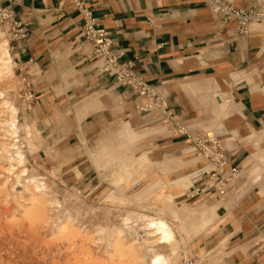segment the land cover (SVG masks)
Instances as JSON below:
<instances>
[{
    "label": "crops",
    "instance_id": "0c3cea01",
    "mask_svg": "<svg viewBox=\"0 0 264 264\" xmlns=\"http://www.w3.org/2000/svg\"><path fill=\"white\" fill-rule=\"evenodd\" d=\"M223 1L264 10V0ZM84 3L110 32L120 61L159 91L172 116L102 71L74 0H0L25 32L12 40L10 53L36 94L21 105L20 118L39 150L60 158L61 177L82 186L95 172L85 143L125 135L127 170L134 143L140 164L159 173L141 183L153 190L161 184L158 200L169 193L188 217L187 252L195 262L264 264V28L253 24L241 33L207 0ZM209 131L239 170L225 198L205 189L211 166L186 134Z\"/></svg>",
    "mask_w": 264,
    "mask_h": 264
},
{
    "label": "rangeland",
    "instance_id": "374dc122",
    "mask_svg": "<svg viewBox=\"0 0 264 264\" xmlns=\"http://www.w3.org/2000/svg\"><path fill=\"white\" fill-rule=\"evenodd\" d=\"M0 29V43L8 40L11 52L12 30L1 22ZM20 87L14 65L0 75V264H119L122 250L118 246L124 243L127 264H150L153 252L170 258L171 264L203 262H195L187 252L193 231L180 208L172 200L163 201L170 194L160 202L161 191L156 190L161 184L153 190L150 183H141L147 177L148 181L155 175L159 177V173L157 166L140 164L142 152L134 143L131 168L127 170L125 135L115 133L100 141L89 139L85 152L95 172L88 174L89 180L82 186L69 184L61 177L64 172L60 158L39 150L36 135L23 126ZM10 106L18 109L20 127L16 138L8 134ZM15 140L24 160L11 165L9 154ZM130 215L165 217L178 240L176 254L172 255L168 246L156 244L154 250L145 246L141 229L124 231L121 240L116 237L110 243L113 231L126 229ZM131 243L137 246L135 258L128 250Z\"/></svg>",
    "mask_w": 264,
    "mask_h": 264
},
{
    "label": "built area",
    "instance_id": "2783aa9c",
    "mask_svg": "<svg viewBox=\"0 0 264 264\" xmlns=\"http://www.w3.org/2000/svg\"><path fill=\"white\" fill-rule=\"evenodd\" d=\"M83 15L82 33L84 38L92 46V59L101 63L102 71L110 74L115 80L126 87L131 88L136 94L149 98V107L157 106L162 109L166 116H172L167 100L161 96L159 91L136 75L129 64L120 61V55L114 49L110 32L97 26L92 11L85 7L84 0H74ZM214 13L221 16L223 21L236 20L241 33L251 32L253 24L264 28V10L253 5L249 10H240L227 4L223 0H207ZM0 22L3 26H9L13 36L11 40L25 35L21 30L13 13L0 6ZM20 96L24 102L32 103L36 100V94L27 74L20 75ZM174 121H176L173 118ZM197 154L207 160L211 168L206 172V190H213L216 194L225 198L228 191L238 175V167L230 165L227 160L223 143L218 136L212 132L199 135L188 134Z\"/></svg>",
    "mask_w": 264,
    "mask_h": 264
},
{
    "label": "bare ground",
    "instance_id": "6f19581e",
    "mask_svg": "<svg viewBox=\"0 0 264 264\" xmlns=\"http://www.w3.org/2000/svg\"><path fill=\"white\" fill-rule=\"evenodd\" d=\"M0 36H3V32L1 31V29H0ZM0 62H1V64H0V75H3L4 73H6L7 70L11 69L13 66L12 55L10 53V45H9L8 40H4L2 43H0ZM7 109H8V107H7ZM17 113H18L17 107L10 106V114H11L10 115V121L7 123H8V127H9L8 134L12 138H16L18 136L17 134H18V130L20 127V125L18 123ZM25 127L28 128V126H25ZM17 142H18V140L14 141V143L12 145V148H14V150L11 151V153L9 154V159L11 161V163H10L11 165L13 162L20 163L24 160V154L21 150V147H19L17 145ZM6 157H8V156H6ZM163 201H170V197L165 198V200H163ZM125 224L127 225L126 229L118 228L115 231H113V233L111 235L110 243H112L113 241H116L115 240L116 237H118L117 240H121L120 238H121L122 233L124 231H132V230L137 231V230L141 229L145 233V237H146L145 239H143L145 246L148 245L147 247H150L151 250H154V246L156 244L159 246H168V247H170V249L172 251V255L176 254L178 240L176 238V234H175V231H174L172 225L170 224V222L165 217L157 216L154 218H148L147 216H142V215L136 216V217L134 215L133 216L130 215L126 218ZM133 241L134 242L136 241L135 238H133ZM126 244L124 243V244H121L118 246L120 248V250H122V251H120L121 253H120V263L119 264H127L126 262H124V261H126L125 258H127V253H125L123 250V249H127ZM136 248H137V246H135V243H131L128 246V250L130 252V255L133 258L136 257ZM170 262H171L170 258L166 257L162 253L153 252V256H152V260H151L150 264H171Z\"/></svg>",
    "mask_w": 264,
    "mask_h": 264
}]
</instances>
